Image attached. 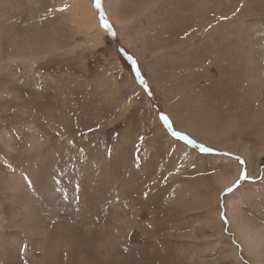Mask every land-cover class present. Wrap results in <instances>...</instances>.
<instances>
[{
	"label": "rangeland",
	"instance_id": "374dc122",
	"mask_svg": "<svg viewBox=\"0 0 264 264\" xmlns=\"http://www.w3.org/2000/svg\"><path fill=\"white\" fill-rule=\"evenodd\" d=\"M69 4L0 0V264H264V0Z\"/></svg>",
	"mask_w": 264,
	"mask_h": 264
},
{
	"label": "snow or ice",
	"instance_id": "6c2138e0",
	"mask_svg": "<svg viewBox=\"0 0 264 264\" xmlns=\"http://www.w3.org/2000/svg\"><path fill=\"white\" fill-rule=\"evenodd\" d=\"M93 6L94 8L99 12V23H100V26L107 29L108 31H112V28H111V25L108 21V18L106 16V14L104 13L103 11V4H102V0H93ZM115 33L113 32V35ZM129 60H132V57H128ZM133 65H135V61L133 60ZM136 76L137 78L140 79V83L142 85H144L145 87V90H148L147 88V84L146 82L141 78V74L139 72V70L137 69L136 70ZM150 94V93H149ZM160 119L163 121V125L165 126V128L167 129V131L173 136V137H176L180 140H184L186 141L188 144H192L198 148H200L201 151H205V152H208V151H212V149L210 148H206L205 146L203 145H196L195 144V141H193L189 136H187L185 133L183 132H178V131H175L174 128H173V125H172V122L171 120L169 119V117L163 113L160 114ZM141 139H143L141 137ZM241 163H243V161H241ZM57 184H59V181H57ZM77 189H78V185H77ZM222 219L224 220L225 223H227V218L223 216L222 214Z\"/></svg>",
	"mask_w": 264,
	"mask_h": 264
},
{
	"label": "bare ground",
	"instance_id": "6f19581e",
	"mask_svg": "<svg viewBox=\"0 0 264 264\" xmlns=\"http://www.w3.org/2000/svg\"><path fill=\"white\" fill-rule=\"evenodd\" d=\"M67 1H68V4L70 3L69 6L71 5L72 7L76 9V14H78L79 18H81V20H79L81 24H85L86 26H88V28L94 30L98 34H102V32L106 30L105 28L100 26L99 16L95 12L94 6L92 5V2L90 0H67ZM232 180L233 179H231V181Z\"/></svg>",
	"mask_w": 264,
	"mask_h": 264
},
{
	"label": "trees",
	"instance_id": "16d2710c",
	"mask_svg": "<svg viewBox=\"0 0 264 264\" xmlns=\"http://www.w3.org/2000/svg\"><path fill=\"white\" fill-rule=\"evenodd\" d=\"M93 1V0H92ZM149 89V88H148Z\"/></svg>",
	"mask_w": 264,
	"mask_h": 264
}]
</instances>
